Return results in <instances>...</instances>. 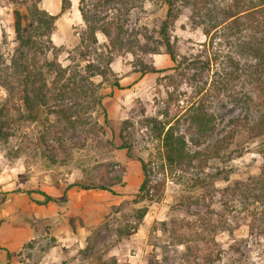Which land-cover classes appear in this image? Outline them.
Listing matches in <instances>:
<instances>
[{
    "label": "rangeland",
    "instance_id": "obj_1",
    "mask_svg": "<svg viewBox=\"0 0 264 264\" xmlns=\"http://www.w3.org/2000/svg\"><path fill=\"white\" fill-rule=\"evenodd\" d=\"M35 1L39 8L59 15L50 35L53 48L47 53L49 60L62 66H83L90 60L79 54L82 33L87 29L78 9L83 6L88 15L99 19L100 27L108 26L111 35L116 31L115 21L126 31L123 38L127 45L110 48L111 53L108 38L96 32V53L91 55H110V68L118 80L132 75L133 81L126 79L129 83L114 90L101 82L108 121L103 122L101 110L86 109L84 116L92 122L91 131L86 128L62 134L56 114L43 110L34 121H11L8 138L0 140V203L10 192L29 193L42 186L100 183L116 175L124 181L128 159L150 162L153 181L163 185L154 200L137 203L132 202L136 189L127 192L124 185L112 186L118 189L116 194L84 189L102 205V216L96 213L100 220L90 228L82 248L75 247L59 262L48 264H264V226L257 220V206L245 205L230 191L222 192L236 181L259 175L264 168V131L257 124L264 121V97L255 96L246 109L237 107L229 112L231 102L224 99L220 86L224 73L236 69L234 38L217 31L212 43L205 46L207 37L202 29L209 24L199 15L202 4H178L179 15L169 28L176 59L172 61L158 34L167 8L161 0H131L125 9L112 2L95 10L96 0H70L69 8L61 14V0ZM208 1L211 7L231 0ZM240 1L250 6L260 0ZM32 2L0 0V77L9 75L11 62L18 57L13 11L27 17ZM141 63L162 71L141 74ZM92 80L98 83L101 78ZM113 91L116 97H112ZM7 97L0 85V107ZM196 106L204 114H214L210 137L199 138L192 131L188 117ZM168 124L185 135L192 153L181 168L169 169L165 164L163 134L158 136V129L165 130ZM125 145L129 147H122ZM141 207L146 212L137 229L118 235V228L133 223L134 211ZM34 239V248L21 254L25 264L43 262L42 256L54 243L46 227Z\"/></svg>",
    "mask_w": 264,
    "mask_h": 264
},
{
    "label": "trees",
    "instance_id": "obj_2",
    "mask_svg": "<svg viewBox=\"0 0 264 264\" xmlns=\"http://www.w3.org/2000/svg\"><path fill=\"white\" fill-rule=\"evenodd\" d=\"M161 1L167 8L158 34L163 40L165 52L172 61L176 59L172 51L169 28L179 15L178 4L199 7L201 3L199 15L209 24L207 28L202 29V33L207 37L204 45L212 43L217 31L227 38H234V41L231 42L236 50L237 58L235 57L236 62H234L236 69L233 72H225L224 81L220 85L224 99L231 102V108L228 111L232 112L237 107L246 109L247 102L252 101L255 96L264 97V0L250 6H245L240 0H231L223 5L211 7H209L210 1L208 0ZM112 2L120 4L125 9L131 0H96L92 8L95 10ZM69 6L70 0H61L59 14L65 12ZM78 9L87 27L82 33L83 48L79 54L83 60L91 57L83 66L71 64L62 66L59 61L47 58V53L53 48L50 35L56 29L55 22L58 14H51L47 10L39 8L35 0L29 7L27 17L17 9L13 11V28L18 41V57L12 60L9 75L0 77V85L6 89L8 94L5 104L0 107V140L8 138L11 121L15 122L19 119L34 121L40 110L56 114L55 121L62 134H66L69 130L84 131L86 128L91 131L92 122L84 116V111L88 108L101 110L103 122L107 123V111L102 102L104 95L100 93L101 82L108 83L112 88L122 89L123 87L110 68L111 56L97 53L92 57L91 53L94 51L96 53V32L100 31L108 38V48L111 53L110 48L121 49L127 45L125 44L127 41H124L123 38L126 31L115 21L116 31L111 35L108 26L100 27L99 19L95 15H88L85 7L79 6ZM38 55H41V59ZM181 63L183 64L184 61ZM141 64V74L162 71V69H154L144 63ZM110 75H112V79H110ZM95 76H99L101 81L95 83L92 80ZM49 78L50 80L47 81ZM235 80L239 81V85L236 86ZM196 107V111H193L188 117L192 131L194 134L196 132V137H210L215 128L214 114H204L198 109V106ZM257 124L260 130L264 131V121L260 119ZM162 134L166 166L169 169L183 167L192 157L185 135L177 132L175 126L169 124L165 130L164 127H159L158 136ZM122 147L128 148L129 146ZM138 161L143 178L134 193L132 202L152 201L159 195L163 185L153 181L150 162L142 159H138ZM116 184L124 185V181L118 175L105 177L100 183H69L62 188V198L65 200L66 190L73 186L81 189L100 188L116 194V191L112 189V186ZM229 191L234 197H239L245 205H256L257 220L264 226V168L259 175L250 176L244 182L236 181L222 190L226 194ZM39 192L45 196L46 202L58 201L57 198L42 191ZM145 212V207L136 209L134 211L135 221L119 227L118 235H128L134 232ZM261 232L264 234V228L261 229ZM34 245L35 239L28 241L23 246L21 254L26 250L33 249ZM187 247L189 248V246ZM236 249L239 250L240 246ZM84 250L82 249L83 252Z\"/></svg>",
    "mask_w": 264,
    "mask_h": 264
},
{
    "label": "crops",
    "instance_id": "obj_3",
    "mask_svg": "<svg viewBox=\"0 0 264 264\" xmlns=\"http://www.w3.org/2000/svg\"><path fill=\"white\" fill-rule=\"evenodd\" d=\"M126 79L133 81L132 75H128L119 79V84L129 83L124 81ZM112 97H116L115 91L112 92ZM130 165L133 172L129 174ZM125 166L122 188L127 192L128 188L134 191L143 178L140 163L138 160L128 159ZM112 189L118 190L114 187ZM39 191L57 198L58 201L46 202L45 196ZM65 196L64 200L60 186H42L29 193L21 190L7 194L6 200L0 203V264H25L20 259L23 246L40 235L45 227L53 236L54 243L42 256L43 262L38 264H48L57 259L59 262L69 254V250L84 246L90 228L100 220H96V213L102 216L104 208L94 202L89 191L75 186L67 189ZM108 202L107 204H112Z\"/></svg>",
    "mask_w": 264,
    "mask_h": 264
}]
</instances>
